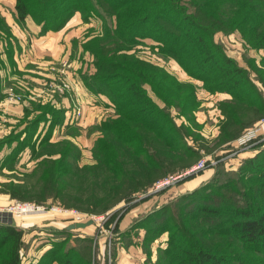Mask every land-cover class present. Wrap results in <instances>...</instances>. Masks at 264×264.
Instances as JSON below:
<instances>
[{
  "label": "trees",
  "instance_id": "1",
  "mask_svg": "<svg viewBox=\"0 0 264 264\" xmlns=\"http://www.w3.org/2000/svg\"><path fill=\"white\" fill-rule=\"evenodd\" d=\"M77 13L85 24H101L83 45L94 58L95 71L81 73L82 83L94 97L109 99L114 114L96 125L100 135L81 167L80 150L71 142L42 143L44 149L56 148L60 157L38 162L34 174L40 177L39 185L31 188L41 187V194L29 195L17 185L5 191L11 199L51 198L63 208L88 214L106 213L124 202L121 220L126 209L138 205L139 195L192 165L197 153L187 140L191 127L198 126V87L138 55L137 46L146 40L154 42L159 56L173 59L187 76L201 81L209 93L231 95L238 108L230 110V103L221 108L219 146L232 148L236 138L261 120L264 102L259 101L256 83L215 38L239 33L248 48L264 53V0H15L18 25L25 27L31 19L41 35L62 30ZM261 66L256 75L264 87V56ZM60 114L52 111L55 119ZM257 152L240 158L237 173L231 176L237 180L233 187L187 203L206 188L195 190L134 223L146 229L148 246L168 233L156 264H264V148ZM180 161L186 162L178 165ZM223 173L219 168L215 179ZM66 175L94 177L87 189L92 194L84 198L83 186L67 184ZM71 219L62 228L48 229L54 236L52 245L37 264H90L89 243L95 236L81 237L82 229L69 230L77 223ZM24 234L12 218L0 221V264H22ZM74 235L83 242L87 258L79 247L69 251L64 247V239Z\"/></svg>",
  "mask_w": 264,
  "mask_h": 264
},
{
  "label": "rangeland",
  "instance_id": "2",
  "mask_svg": "<svg viewBox=\"0 0 264 264\" xmlns=\"http://www.w3.org/2000/svg\"><path fill=\"white\" fill-rule=\"evenodd\" d=\"M100 26L97 22L83 23L81 15L77 13L62 30L41 35L40 27L31 19H28L25 27L18 25L15 0H0V39L3 40V43L0 42V197L9 195L5 191L17 185L23 186L29 195L41 194V187L31 188V185H39L40 177L34 174L38 162L45 157H60L56 148L44 149L42 143L47 146L71 142L80 150L77 164L80 167L91 157L90 150L100 135L96 125L114 114L109 99L103 95L94 97L87 91L80 76L81 73L91 74L95 71L94 58L83 49V45L98 32ZM215 39L221 41L227 54L247 70L257 85L259 101L264 102V87L256 75L257 69L262 67L264 53L248 48L239 33L217 35ZM153 43L151 40L144 41L137 46V54L167 66L180 80L196 84L201 99L198 126L191 127V136L187 140L197 155L191 159L189 168L178 170L175 174L183 171L184 174L202 159L205 160V167L188 174L179 182L163 188L155 185L147 193L139 195L135 200L138 205L130 211L126 212V209L121 220L118 219L123 213L122 207L126 206L124 202L101 214L72 209L81 216L82 221L94 220L92 225L78 232L81 237L95 236V240L89 243L93 251L90 264H133L134 261L135 264H156L158 250L166 245L168 233L155 242H149L151 245L148 246L144 240L146 229L134 226V223L184 194L206 188L188 200L187 203L191 204L203 201V197L221 191L223 187H233L237 180L231 176L237 173L241 154L247 150L256 155L260 148H264V114L260 115L261 120L254 126L262 129L251 145L247 143V147H242L236 138L231 144L232 148L219 146L216 139L220 135V121L224 119L220 110L227 103H230V110L238 108L232 103L231 95L209 93L201 81L187 76L173 59L159 56ZM53 110L61 113L59 118L52 116ZM185 162L180 161L178 165ZM219 168L224 173L215 179L214 174ZM64 179L67 184L82 185L84 190L81 195L84 198L92 194L87 189L95 181L94 177L66 175ZM96 195L102 196L103 192ZM31 202L61 206L51 198L45 202ZM24 216H31V228L23 229L26 246L22 250V264H37L52 245L54 236H49L48 229L68 225L71 217L61 213ZM77 236L64 239V247L68 251L70 247H79L81 254L87 258L88 253L81 248L83 242H78Z\"/></svg>",
  "mask_w": 264,
  "mask_h": 264
},
{
  "label": "built area",
  "instance_id": "3",
  "mask_svg": "<svg viewBox=\"0 0 264 264\" xmlns=\"http://www.w3.org/2000/svg\"><path fill=\"white\" fill-rule=\"evenodd\" d=\"M80 113V112H79ZM261 127L252 128L251 130L247 131L238 139V144L242 145V147H247V143L250 144L255 138L258 137L259 133L261 132ZM205 167V160H200L198 164H196L191 170L181 174L179 176H170L158 182L157 188H163L168 186L181 177L188 175L192 172L201 170ZM49 213H61V214H68L71 218H74L76 222L82 221L81 216L77 214L75 210L72 209H65L60 205L49 206V205H42V204H35L30 201H20L17 200L5 207H0V221L5 218H10L13 216H24V215H47Z\"/></svg>",
  "mask_w": 264,
  "mask_h": 264
},
{
  "label": "crops",
  "instance_id": "4",
  "mask_svg": "<svg viewBox=\"0 0 264 264\" xmlns=\"http://www.w3.org/2000/svg\"><path fill=\"white\" fill-rule=\"evenodd\" d=\"M199 99H200V94L198 93ZM199 117H202V115H199ZM223 117H221L222 119ZM264 128V127H262ZM251 145V144H250ZM254 155L253 152L250 151H244L241 154L240 158L243 157H247V156H252ZM196 179H194L195 181ZM193 182V181H192ZM13 203V200L11 199V197L9 195H5L3 197H0V207H5L9 204ZM13 220H15L16 224L22 228V229H26V228H31V216H13L11 217ZM30 220V221H27ZM27 222V223H26ZM136 261L133 262V264H135Z\"/></svg>",
  "mask_w": 264,
  "mask_h": 264
},
{
  "label": "water",
  "instance_id": "5",
  "mask_svg": "<svg viewBox=\"0 0 264 264\" xmlns=\"http://www.w3.org/2000/svg\"><path fill=\"white\" fill-rule=\"evenodd\" d=\"M93 222H94L93 219L88 220V221H86V222L79 221V222H77V223H74V224L69 225V226H68V229H69V230H73V229H77V228H78V229H84V228H86L87 226L92 225Z\"/></svg>",
  "mask_w": 264,
  "mask_h": 264
}]
</instances>
